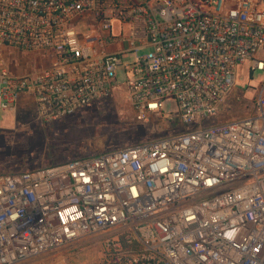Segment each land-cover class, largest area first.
<instances>
[{"label": "built area", "instance_id": "2783aa9c", "mask_svg": "<svg viewBox=\"0 0 264 264\" xmlns=\"http://www.w3.org/2000/svg\"><path fill=\"white\" fill-rule=\"evenodd\" d=\"M13 51L49 64L15 74ZM259 51L264 0H0V110L29 101L55 122L122 86L139 117L172 99L184 126L0 173V264L87 237H101L92 264H264V83L254 113L211 121L240 65L264 72Z\"/></svg>", "mask_w": 264, "mask_h": 264}, {"label": "rangeland", "instance_id": "374dc122", "mask_svg": "<svg viewBox=\"0 0 264 264\" xmlns=\"http://www.w3.org/2000/svg\"><path fill=\"white\" fill-rule=\"evenodd\" d=\"M94 24L85 22L82 30H91ZM113 24V34L119 32ZM124 33L127 27L124 26ZM118 45H107L111 51ZM145 51L138 52L139 55ZM264 59V52L257 54ZM132 55L125 59L131 61ZM49 63L35 54L13 51L10 69L15 74H26ZM120 84L125 80L118 70ZM264 83V72L251 71V60L240 65L236 73L235 89L226 97L224 107L212 122L239 119L254 113L252 101ZM177 105L170 99L163 113L141 118L131 107L122 86L99 103L76 115L55 122H44L29 101L22 102L15 111L0 110V173H10L50 167L65 160L88 156L105 150L121 148L184 129L177 116ZM171 116H168V115ZM2 127V128H1ZM101 237H87L45 253L21 264H92L100 255Z\"/></svg>", "mask_w": 264, "mask_h": 264}, {"label": "crops", "instance_id": "0c3cea01", "mask_svg": "<svg viewBox=\"0 0 264 264\" xmlns=\"http://www.w3.org/2000/svg\"><path fill=\"white\" fill-rule=\"evenodd\" d=\"M120 47V45H118V47L117 48H115L114 50H111V51H116L118 48ZM2 128V127H1Z\"/></svg>", "mask_w": 264, "mask_h": 264}]
</instances>
